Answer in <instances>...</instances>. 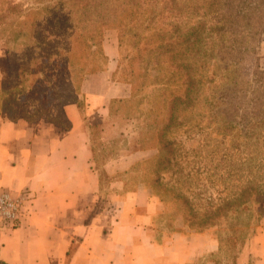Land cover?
<instances>
[{"label":"rangeland","instance_id":"1","mask_svg":"<svg viewBox=\"0 0 264 264\" xmlns=\"http://www.w3.org/2000/svg\"><path fill=\"white\" fill-rule=\"evenodd\" d=\"M210 1L190 2L206 7ZM58 4L54 0H0V111L30 121H61L65 98L75 99L83 114L91 161L101 172V194L111 189L124 193L143 184L160 205L153 214L157 239L177 230L185 235L196 232L183 222L180 191L200 207L202 194L218 201L217 189L222 187L218 184L215 188L204 178V169L216 162V158H209L218 156L222 140L214 129L206 101L221 79H207L228 64L237 75L239 87H257L259 93L264 90V0L251 3L231 25L227 23L216 34L204 65L201 54L205 53L198 50L195 40L192 47L185 48L181 61L170 51L156 48L162 37L174 35V29L182 35L189 33L184 23L174 24L170 18L162 23L156 20L149 27L140 21L123 26L128 20L123 11L116 15L99 5L83 9ZM214 14H209L210 22ZM159 23L161 33L153 31ZM130 26L140 31L139 38L132 29L126 30ZM63 57L65 61L57 62ZM44 58L48 59L46 63ZM107 65L112 67L113 80L126 85L125 93L114 97L117 101L110 112L105 106L87 110L81 90L73 89L86 72ZM187 74L199 78L198 86L181 84ZM187 87L192 89L188 91ZM48 88L49 96L45 94ZM187 93L191 95L189 100ZM172 95L180 98L172 101ZM167 147L170 162L161 168L156 159L161 149L167 153ZM109 161H116L119 168L105 170ZM113 182L121 184L111 186ZM225 193L223 190L220 196ZM263 218L264 215L249 218L241 211L233 227L237 223L242 231L232 245L225 241L232 230L224 219L220 225L201 231L217 241L218 248L201 255L198 262L204 264L210 258L216 264H231V257L241 245L264 228ZM246 221L249 224L242 227Z\"/></svg>","mask_w":264,"mask_h":264},{"label":"crops","instance_id":"2","mask_svg":"<svg viewBox=\"0 0 264 264\" xmlns=\"http://www.w3.org/2000/svg\"><path fill=\"white\" fill-rule=\"evenodd\" d=\"M112 67L85 74L80 90L87 110L108 107L126 85ZM62 120L11 118L0 111V188L26 194L14 225H0V259L7 264H202L218 248L205 232L177 230L157 239V198L143 184L101 194L98 169L75 102ZM113 172L116 161L104 165ZM120 186L118 183L112 185ZM264 222V218H263ZM70 251V252H68ZM68 252V253H67ZM236 264H264V228L241 245ZM204 264H216L210 258Z\"/></svg>","mask_w":264,"mask_h":264},{"label":"trees","instance_id":"3","mask_svg":"<svg viewBox=\"0 0 264 264\" xmlns=\"http://www.w3.org/2000/svg\"><path fill=\"white\" fill-rule=\"evenodd\" d=\"M54 1L55 4L59 3L58 5H67L74 8L80 6L83 9L99 5L111 11L112 14L123 11L128 18L127 22L122 24L123 26L133 25L140 21V23L146 22L145 27H149L150 23L156 20L162 23L163 20L170 21V18L173 19L174 24L184 23L188 27L187 31L189 33L186 32V35H182L180 32L176 33V29H174V35L162 37L163 39L157 43L156 48L163 49V52L170 51L172 56H179L180 60L183 54H186L185 48L192 47L195 40L198 50L205 53L204 55L201 54L204 65L207 49L212 48L210 44L214 41L213 38L216 37V34L221 33L227 23L231 25L233 19L243 14L247 7L256 0H211L206 7L192 5L190 2L192 0ZM44 4H48V2ZM212 12H215V14ZM216 13L219 14L220 18L216 16ZM209 14L215 15L212 22L209 21ZM223 15H227L230 19H223ZM160 23L153 26V31L157 33L160 31L161 33L163 27ZM123 29L125 30L124 27ZM131 29L133 35L139 38L140 31L132 27L126 30ZM120 31L122 33V29ZM36 44L38 45V43ZM58 50L57 54L60 55L62 50L60 48ZM65 60L66 58L63 57L62 60L57 62ZM42 61L46 63L48 59L44 58ZM52 62L55 63V66L61 67L56 61L52 60ZM101 69L99 68L96 71ZM202 77L203 75L200 74V78ZM216 78L221 80L211 90L212 92L206 97V101L209 107V115H211L214 123V129L217 134H220L222 140L219 141L218 156L209 158V160L216 158V162L209 168L204 169V178L215 188H218V184L222 185L220 189H217L219 200L216 201L211 195L202 194L198 201L200 207H197L194 205L197 202L192 201L181 191L179 194L183 203L182 219L187 226H193L196 232H201L209 227L220 225L221 220L224 219L227 227L232 230L231 235H227L225 241L232 245L235 239L238 238L237 233L242 231L241 225L239 226L237 223L233 227L235 224L233 220L241 216V211H245L246 216L249 218L255 215H264V90L259 93L257 87L253 89L239 87L237 75L230 70L228 64L221 71L215 70L207 81L213 82ZM80 82L74 87L73 92L75 89L80 90ZM186 82L189 85L195 83V86H198L199 78L195 79L194 75L187 74V78L182 79L181 84H186ZM186 89L189 91L192 88L187 87ZM45 91V94L49 96L51 89L48 88ZM80 95L83 97L81 92ZM185 96L187 100L191 99V95L189 96L188 93ZM179 98V95H172L171 100L175 101ZM115 100V98H112L109 101L108 112H110ZM69 102L78 104L75 99L70 97L65 98L63 104ZM7 116L13 118L9 114ZM169 154L168 147L167 153L161 149L156 159L157 165L162 168L169 163ZM100 174L99 171L101 179ZM223 190L226 193L220 196ZM234 213H237V215H233ZM248 224L249 221H246L242 224V227ZM235 259L236 255H233L230 259L231 264H236ZM0 264L7 263L0 259Z\"/></svg>","mask_w":264,"mask_h":264},{"label":"built area","instance_id":"4","mask_svg":"<svg viewBox=\"0 0 264 264\" xmlns=\"http://www.w3.org/2000/svg\"><path fill=\"white\" fill-rule=\"evenodd\" d=\"M26 194H12L0 188V225L12 226L23 214Z\"/></svg>","mask_w":264,"mask_h":264}]
</instances>
